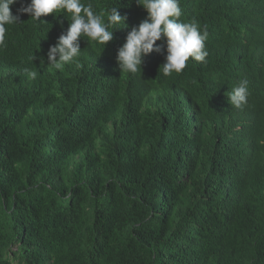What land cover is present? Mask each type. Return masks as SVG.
I'll return each mask as SVG.
<instances>
[{"label": "trees", "instance_id": "obj_1", "mask_svg": "<svg viewBox=\"0 0 264 264\" xmlns=\"http://www.w3.org/2000/svg\"><path fill=\"white\" fill-rule=\"evenodd\" d=\"M82 2L118 7L127 27L105 48L82 38L62 70L47 52L69 19L32 20L18 11L30 0L11 6L0 264H264V0H180L209 55L169 76L164 41L141 71L119 69V48L148 15L136 0ZM242 79L250 94L236 109L227 94Z\"/></svg>", "mask_w": 264, "mask_h": 264}, {"label": "clouds", "instance_id": "obj_2", "mask_svg": "<svg viewBox=\"0 0 264 264\" xmlns=\"http://www.w3.org/2000/svg\"><path fill=\"white\" fill-rule=\"evenodd\" d=\"M17 2L0 0V48L6 46L7 26L19 23L20 16L13 15L11 11V6ZM136 3L148 15L138 26L131 28L126 42L118 50L116 61L122 73L135 74L141 71L144 58L153 51L163 54L165 48L162 44L158 45L157 41L166 43L165 63L161 66L165 76L181 73L189 58L206 62L209 55L205 46L208 32L202 30L195 21H181L180 0H136ZM18 11L30 15L36 21H41L42 16L51 13H61L69 19L68 29L47 52V66L55 70H62L81 54L82 38L105 48L113 40L116 28L127 27V16H122L118 7L97 12L91 2L85 4L82 0H30ZM31 59L35 61L36 56ZM25 72L29 80L37 77L36 71L25 69ZM248 83L247 79L240 80L227 94L230 104L236 109H243L248 104Z\"/></svg>", "mask_w": 264, "mask_h": 264}]
</instances>
